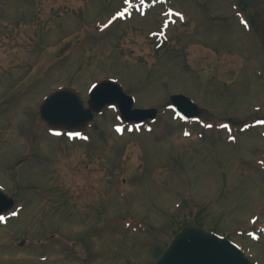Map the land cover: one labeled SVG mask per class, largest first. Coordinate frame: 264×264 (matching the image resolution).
<instances>
[{
  "label": "rangeland",
  "instance_id": "1",
  "mask_svg": "<svg viewBox=\"0 0 264 264\" xmlns=\"http://www.w3.org/2000/svg\"><path fill=\"white\" fill-rule=\"evenodd\" d=\"M106 78L157 119L105 109L87 141L51 134L43 97L67 86L88 100ZM174 93L205 119L183 122ZM257 118L264 0H0V187L19 209L0 224V264H152L187 224L264 264Z\"/></svg>",
  "mask_w": 264,
  "mask_h": 264
},
{
  "label": "water",
  "instance_id": "2",
  "mask_svg": "<svg viewBox=\"0 0 264 264\" xmlns=\"http://www.w3.org/2000/svg\"><path fill=\"white\" fill-rule=\"evenodd\" d=\"M182 115L193 117L198 106L184 95L172 97ZM120 105L126 118L143 120L154 117L156 109H132L133 98L126 95L114 81L100 83L92 92L87 108L73 89L63 88L51 94L42 106L43 117L53 125L79 129L93 119V109L105 104ZM14 199L0 189V213L14 206ZM155 264H252L245 252L230 239L200 226L191 225L179 231Z\"/></svg>",
  "mask_w": 264,
  "mask_h": 264
},
{
  "label": "snow or ice",
  "instance_id": "3",
  "mask_svg": "<svg viewBox=\"0 0 264 264\" xmlns=\"http://www.w3.org/2000/svg\"><path fill=\"white\" fill-rule=\"evenodd\" d=\"M0 219H2V217H0Z\"/></svg>",
  "mask_w": 264,
  "mask_h": 264
}]
</instances>
